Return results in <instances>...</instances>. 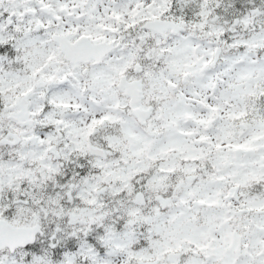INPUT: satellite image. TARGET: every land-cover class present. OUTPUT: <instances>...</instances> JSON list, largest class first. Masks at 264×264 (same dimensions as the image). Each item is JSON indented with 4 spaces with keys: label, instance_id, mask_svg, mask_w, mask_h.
Returning <instances> with one entry per match:
<instances>
[{
    "label": "snow or ice",
    "instance_id": "snow-or-ice-1",
    "mask_svg": "<svg viewBox=\"0 0 264 264\" xmlns=\"http://www.w3.org/2000/svg\"><path fill=\"white\" fill-rule=\"evenodd\" d=\"M0 264H264V0H0Z\"/></svg>",
    "mask_w": 264,
    "mask_h": 264
}]
</instances>
